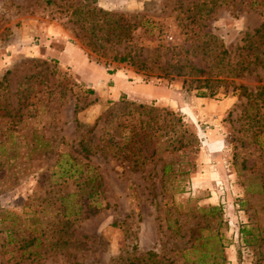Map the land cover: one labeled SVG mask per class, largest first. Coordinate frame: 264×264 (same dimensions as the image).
<instances>
[{
    "label": "rangeland",
    "instance_id": "1",
    "mask_svg": "<svg viewBox=\"0 0 264 264\" xmlns=\"http://www.w3.org/2000/svg\"><path fill=\"white\" fill-rule=\"evenodd\" d=\"M263 22L0 0V264H264Z\"/></svg>",
    "mask_w": 264,
    "mask_h": 264
},
{
    "label": "trees",
    "instance_id": "2",
    "mask_svg": "<svg viewBox=\"0 0 264 264\" xmlns=\"http://www.w3.org/2000/svg\"><path fill=\"white\" fill-rule=\"evenodd\" d=\"M256 32H257V35H259L261 38L264 37V22L261 24V26L259 28H257ZM250 37H252V35H250ZM224 52H226V51L224 50ZM120 60L123 61L124 57H121ZM189 69H191L193 72H197V73H203L204 72L203 69L196 68L194 66H189ZM240 88L243 89L244 91L247 90L246 87L242 86V85H240ZM257 89L259 90L258 91L259 94L264 93V86H259V87H257ZM206 94H207L206 92H201L200 96H206ZM246 94L250 95L251 93L250 92H246ZM208 95L209 96L214 95V92L210 91L208 93Z\"/></svg>",
    "mask_w": 264,
    "mask_h": 264
},
{
    "label": "crops",
    "instance_id": "3",
    "mask_svg": "<svg viewBox=\"0 0 264 264\" xmlns=\"http://www.w3.org/2000/svg\"><path fill=\"white\" fill-rule=\"evenodd\" d=\"M64 51L65 52H69V53H73V54H75V56H77V57H79V58H82L81 56V54L79 53V51H80V49L78 48V47H76V46H74V45H67L66 47H65V49H64ZM81 52V51H80ZM74 59V58H73ZM93 79V81L95 80V79H97L98 77L97 76H93L92 77ZM117 89H118V87H117Z\"/></svg>",
    "mask_w": 264,
    "mask_h": 264
}]
</instances>
